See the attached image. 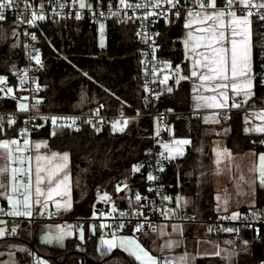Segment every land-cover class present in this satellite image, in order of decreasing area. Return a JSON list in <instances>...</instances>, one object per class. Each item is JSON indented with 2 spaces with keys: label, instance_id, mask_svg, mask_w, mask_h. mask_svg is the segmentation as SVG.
<instances>
[{
  "label": "trees",
  "instance_id": "1",
  "mask_svg": "<svg viewBox=\"0 0 264 264\" xmlns=\"http://www.w3.org/2000/svg\"><path fill=\"white\" fill-rule=\"evenodd\" d=\"M28 1L36 3L39 0ZM39 24L41 64L38 76L45 108L66 112H89L99 109L104 113L121 111L137 113L148 109L144 102L141 53L139 45L135 42L133 25L108 21L105 26L107 43L105 47H101L87 18L62 20L57 24L44 20ZM158 31V55L161 66L170 64L186 68L187 61L182 45L183 17L159 23ZM259 53L260 45L257 38L256 98L258 103L264 104V81L259 71ZM10 67L4 24L0 21V74L6 75ZM161 92L160 107L178 111L189 110L190 91L186 80L180 82L175 92L167 93L163 87ZM15 106V103L7 105L5 101H0V107ZM194 121V118L174 117L167 122H175L183 127ZM20 126L21 119L11 127L3 126L4 131L0 132V139L15 136ZM142 126V123L130 121L123 127V131L114 130L109 126L101 129L84 126L80 130L66 127L42 128L36 133L37 138L47 140L50 149L67 151L70 154L73 176L78 170H84L81 176L83 190L80 192L74 188L73 209L67 215H91L98 200L97 194L108 193L111 198L119 197L122 191H116L117 180L127 176L130 177L128 189L132 195L133 187H136L138 193L145 192V181L137 172L132 171L133 166L138 165L145 156L150 145L149 132L144 131ZM257 143V138L241 135L239 131H235L228 140V146L236 152L257 147ZM193 157V150L188 148L183 157L168 161L165 177L174 185L172 191L181 189L182 192L191 193L194 178H190L187 173ZM259 195L258 205L250 214H264V192L260 190ZM120 204L124 206L126 202L121 201ZM211 205V201L204 204L205 210L201 217L210 216ZM0 206L5 207L6 203L0 202ZM20 224L25 226L27 233L0 240V249H3L2 243L6 240L25 245V249L17 253L18 264H32L30 255L32 241L37 256L48 258L54 264H133L125 253H112L100 249L98 246L100 232L97 229L92 231L89 225L83 226L85 230L83 241L74 238L68 240L64 248H55L43 246L35 239L32 240L29 233L30 224L27 222ZM188 226L190 227L187 233H193L194 225ZM198 233L205 236L202 226H199ZM263 260L264 239L252 240L245 249L237 253L231 264H261ZM197 264L227 263L220 257L200 256Z\"/></svg>",
  "mask_w": 264,
  "mask_h": 264
},
{
  "label": "built area",
  "instance_id": "2",
  "mask_svg": "<svg viewBox=\"0 0 264 264\" xmlns=\"http://www.w3.org/2000/svg\"><path fill=\"white\" fill-rule=\"evenodd\" d=\"M19 7L13 6L11 8L3 9L6 19L5 22L8 32V58L11 62V67L6 75H1L7 78L5 84H0V88L12 87L13 93L5 95L0 92V101H5L7 105L9 103H15V107H0V116L4 117L3 126L8 125V120L14 118L17 121L21 119V126L18 128V133L11 137L20 141L18 145H11V150L14 156L19 157H32L31 169L33 173V157L35 152L36 133L42 128L55 129L60 127H66L73 130H80L84 126H91L95 129H101L105 127H112L113 123L120 121L118 127H125L124 121L127 123L135 121L143 124V130L149 132L150 145L146 151L145 156L139 161V164L144 165L138 175L145 181L146 190L141 193V201L137 205L128 204L124 206L115 207L116 211H112V205L109 201H98L95 205L93 214L89 216H59L55 208L45 209L39 215L34 212L31 217L27 216H8L6 213L9 211L7 206H0V226H4L8 231L14 228L16 225L27 222L30 224V231L32 234V240L34 239L35 224L37 222H65L77 224L80 226L93 225L100 233L112 235L114 232L121 230L120 224H124L123 229L134 228L137 223H144V229L139 232L142 239H147L152 232L158 231L159 225L162 223H180L195 226H202L205 231V238L209 241L224 244L236 248L237 250H243L247 247L252 240L264 239V214H244L240 215L238 219H230L231 216H208L201 217L195 214L172 209L168 200H164L163 197L169 196L170 191L174 188V185L166 180L165 173L169 159H164L167 156L163 146L160 143V137L156 133V125L165 124L169 119L174 117H188L195 118L196 114L190 110L178 111L168 107H160L159 100L162 95L160 87V73L161 62L158 55V24L161 22H169L176 18L172 15L171 11H168L167 21L162 17H150L149 20L142 19L146 11L151 9H125L119 7V0H100V4L94 9H80L78 3H73V0H39L36 3L28 1L32 5L30 9L25 12L24 0H18ZM89 3L94 6L97 4V0H88ZM143 2V0H128V3ZM254 4L264 2V0H252ZM111 3L112 12L119 11V16H112L109 14V4ZM43 4V13L45 20L57 24L64 19H77L76 14L80 13L81 18L89 19L92 24L98 25L102 23L104 27L108 21L115 22L117 24H130L133 25L135 42L139 45L141 59H142V76L144 87V102L148 109L145 112H118V113H104L99 109H94L89 112H66L60 110H52L45 108L43 98L41 96V89L39 84L38 71L40 65L35 63L32 57L38 55L40 57L39 50V38L38 27L39 23L44 20H36L34 23L29 24L27 21L31 20L32 11H40L39 6ZM60 4H64L63 8ZM183 8L181 10V16L183 21L186 22L185 14L188 10L196 11V2L191 0H182ZM168 6L161 8L160 11H165ZM232 10H236L233 7ZM254 17L259 20V34L258 40L260 45L259 53V71L264 81V20H260L259 16L264 14V9L252 8ZM25 13L21 16L20 13ZM104 12L105 15L101 16L99 13ZM128 17H132L129 19ZM96 30V32H97ZM16 35H13V33ZM140 33V35H137ZM147 34V36H145ZM35 36V39H32ZM150 37V38H149ZM155 48V52H153ZM21 77L25 78V83L21 85ZM38 87L39 90H36ZM16 97V98H13ZM22 97H28L27 100L18 99ZM39 101V104L36 102ZM19 103H26L29 105L27 112H21L18 109ZM35 105V107H33ZM264 107V105H263ZM224 119H231L232 114L230 111L220 112ZM31 117V119H29ZM51 117H58L57 125L51 123ZM73 120L75 123H73ZM27 121V123H25ZM91 121V123H89ZM63 125V126H61ZM68 125H71L69 127ZM113 128V127H112ZM22 129H27L26 136H21ZM27 138L29 145H24L23 140ZM26 148L24 152H17L16 148ZM159 162V163H158ZM12 167L27 169L29 162L25 160L24 164L19 162L11 165ZM162 167L164 170L158 171L157 169ZM158 177L155 181H148L147 175L149 173ZM27 181L26 175H20L15 182L17 186H22ZM122 182H130V177L121 178L117 180V184ZM153 189L148 191V189ZM19 189V187H18ZM23 190H18L14 193V196L18 200L23 199ZM146 198V199H145ZM21 210H24L21 208ZM128 213L126 216H120L119 213ZM143 213V215H140ZM167 213V216L164 214ZM191 218V219H190ZM104 225V227H101ZM155 228V231H153ZM209 228L212 231H209ZM224 228L238 229V231L226 232ZM247 242V243H245ZM32 264H42L41 258L37 256L32 241L31 251ZM161 260V259H160ZM162 261V260H161ZM264 264V260L261 262Z\"/></svg>",
  "mask_w": 264,
  "mask_h": 264
},
{
  "label": "crops",
  "instance_id": "3",
  "mask_svg": "<svg viewBox=\"0 0 264 264\" xmlns=\"http://www.w3.org/2000/svg\"><path fill=\"white\" fill-rule=\"evenodd\" d=\"M191 1L196 2V0H191ZM244 14H246V12ZM240 15L241 12L237 11V16ZM224 19H225V24L227 26L231 20V17L226 14ZM249 19H250V25L248 27H250V33H251L250 67L253 76V84H254L253 91L256 94L257 73H256L255 49H256V39L258 38V34H259V20L254 16H251ZM203 26L204 25H201L197 22L194 23L191 28H185V22H184L182 45L184 49L185 58L187 61L186 68L179 65L181 71L179 73H176L175 69L178 65L171 66V68H168L166 66L168 64H166L165 66H161L162 69L160 73L161 74L160 85L167 93L175 92L178 86L180 85L181 81L186 80L188 82L189 91H190L188 106H189V110L196 114V117L194 118L195 121L193 123H187L183 127L182 125H177L175 122H166L165 124L161 125L160 143L162 142V140H166V141L170 140L171 136H173V140L187 139L190 140L192 144L190 143L189 145H186L187 146L186 152L188 148H191L194 152V157H193L194 160L191 164V168L189 172L187 173L188 176H190V178H194V180L192 181V187L190 191L191 193L182 192L181 189L174 192L172 191L174 189L173 188L168 196L170 198L168 199L169 205L172 209H176V210L180 209L182 211H188L195 214L194 211L192 210V205L190 204L189 200H184V202L181 203V208L176 207L177 195L180 193L181 197L184 199H187L191 196L197 181L196 180L197 173L194 174L196 156L198 158L199 149L204 148L208 150L210 148L211 164H212L211 180L214 189L221 190L223 192L222 196L224 199L229 197L230 200H237L236 203L232 202L229 206L226 207L216 206L218 210L226 212V211H233L241 207L242 209L247 210L248 206H255L256 209L258 205V199L260 196L259 191L261 190L262 193L264 192V186H261L259 182V170H258L259 167L258 157L260 154H264V143L261 142L264 141V133H259L254 131L246 132L245 129L246 128L252 129L264 123L258 117L255 116V112L264 109L263 107L264 104L258 103L255 95L252 107H249V105H244L239 109L232 108L231 99L228 100V106L224 108L209 106L210 104H215L222 100V98L219 96V92L223 90L217 89L216 91H212L211 89L213 85L216 83L215 81H202L198 78V76L191 77V71L194 68L195 61L200 60L201 65H195V70L198 72V74L210 75L211 73H208L207 69L204 68L202 65L206 63V61L204 60V56H208L209 58L212 57L213 55L212 50L204 46L207 43V41L192 40L189 42L188 48L185 47V43H184V41L187 39V33L189 31L193 33L194 37L204 35L203 33L197 30ZM224 31L226 34V40L223 42V46L229 49L227 55L230 60L231 47H232L231 31L230 28L228 27H226ZM235 39L239 41L241 37L237 36L235 37ZM197 44H199L200 46L197 47ZM214 47H216V45H214ZM165 76L169 77L166 82H164ZM180 76L189 77V78L179 79ZM178 79H179V83H177ZM169 89H171V91H169ZM228 95L229 97H232L233 95L230 89L228 90ZM213 96L217 98L216 101H212L210 99ZM240 98L241 97H236L237 101ZM222 110L230 111L232 114L231 119H224L220 113L222 112ZM246 120L248 121V123L245 122ZM235 131H239V133L244 136L257 138L258 139L257 147L246 149L244 151H237V152L231 150L230 147L228 146V140L229 137ZM5 139L11 140L14 138L8 137ZM204 141H210V143H208L209 147L201 145V143ZM35 144H41V147L39 149H36V152H34V157H33V186L31 189V193L33 197V206L31 208L32 214L34 212L36 215H39L45 209L55 208L59 216L67 215L68 212L72 211L74 205L73 183H72L73 174L71 171L70 154L67 151H58L54 149H49L47 140L44 138H38ZM192 145H194L195 147ZM51 153H58V154L68 153L69 159L67 161V167L64 169L62 173L59 174V176L62 175L63 177V175L66 173L68 179L64 181V185L61 186L62 195L56 196L55 193H53V199L47 200L48 185L46 178L45 183L41 185V188L44 190L45 194L39 197V199L41 200V204L36 205L34 203L36 199L35 168L37 166V161L35 160V157L37 155L41 157H49ZM228 153H230L231 155L229 156ZM178 158L181 157H177L176 159ZM3 162L5 164V161ZM39 165L46 169V172L41 173V175H45V176L47 174V170L51 169L54 166V165H49L47 159L40 160ZM59 176H57L55 180ZM65 185L67 187H65ZM19 189L20 190L23 189L24 191L23 186L22 188ZM65 192L67 193L66 195H64ZM127 193H129V195L132 196L130 189L128 188L124 189L121 192L120 196L125 195ZM9 194L14 196V193L11 191V186L7 187V195ZM102 194L103 195L107 194V196L111 197V195H109L108 193H102ZM216 200H217L216 197H214V205L219 202V200L217 201ZM45 201H47L46 207L44 203ZM57 201H59L62 205V207L59 209H57L56 207ZM65 201L71 204V207L68 210H65L63 207ZM98 201L101 200H97V202ZM121 201H125L126 205L128 204L137 205L138 203L137 201L134 202V199L133 202L131 201L128 202L127 199H120V197H117L116 207L121 206L120 204ZM1 202L6 203V206L9 208V211L12 210L8 200H3ZM203 208L204 206H202V211H201L202 215L204 213ZM94 210H95V206H94ZM176 225L180 226V229H182V231L180 230L173 231V226ZM189 227L190 226H188V224L162 223L159 225L158 231L152 232L150 236L145 240L140 237L139 232L133 233V228L121 229L117 233L122 234V237H128V235L135 234L136 236H138V238H140L143 246L147 250H149L150 254L154 257L160 258L162 261H168L170 262V264H197V260L200 257L196 253L198 252L197 250L198 243H200L201 240L206 238L204 235L202 236L199 235L198 233L199 226H195V225H194L195 228L194 232L188 234L187 231ZM2 228H4V226H2ZM14 228H16L15 235H6L0 240L5 239L6 237H10V236L13 237L18 234L22 235L23 233L24 234L27 233L25 226H20V227L18 226ZM29 233L30 236L32 237L31 231ZM68 233L71 234L69 235ZM81 233L83 234V239H81ZM58 234H62L64 236L62 241H57L55 239V237ZM45 236L52 237V242L51 243L44 242L43 237ZM74 238L78 239L79 241H83L85 239V230L83 226L72 223H65V222H37L35 224L34 239L43 246L64 248L66 246L67 241ZM169 240L177 243L171 248H165L164 244ZM138 242L140 243V241ZM116 245L117 246L112 248L111 250L107 248H103V250L112 253L115 252L125 253L131 259L133 264H140L139 261H136L134 257L130 256L129 252L125 250L126 248L135 250V246L131 243V241L126 240L123 242V244H121V241L118 239L116 240ZM2 248L3 249H0V253H2V255H0V264H18L17 253L18 251H23L25 249V245L23 243H17L6 240L2 243ZM42 259L43 258H41V260ZM46 261L50 262L51 264H54L48 258H46Z\"/></svg>",
  "mask_w": 264,
  "mask_h": 264
},
{
  "label": "snow or ice",
  "instance_id": "4",
  "mask_svg": "<svg viewBox=\"0 0 264 264\" xmlns=\"http://www.w3.org/2000/svg\"><path fill=\"white\" fill-rule=\"evenodd\" d=\"M73 3H78V6L80 9H89L92 10L94 7L99 6L100 0H97V4L94 6L93 4L89 3L88 0H73ZM25 4V12H27L28 9L32 7L30 3H28V0H24ZM13 6L19 7L18 0H0V21H4L6 19V16L4 14L3 9L5 8H11ZM65 5L60 4V7L63 8ZM165 6H168V8L165 11H160L161 8H164ZM119 7L125 8V9H151L145 12L142 19L149 20L150 17H162L166 21L168 19V11L172 12V15H174L176 18H180L181 16V10L183 8L182 0H143V2H137V3H128V0H119ZM233 7H235L236 11H233ZM40 11H32L31 12V20L22 21L27 22L29 24L34 23L36 20H45V15L43 13V4L39 6ZM112 5L109 4V14L112 16H119V11L112 12L111 11ZM196 8L198 10H188L185 14V28H191L194 23H199L201 25H204L203 27H200L197 29L199 32L203 33L204 35L194 37L193 33L189 31L187 33V39L184 41L185 47L188 48L189 42L192 40L197 41H207V43L204 45L206 48H209L212 50V57L209 58L208 56H204V60L206 63H204L202 66L207 69L209 74H198V72L195 70V65H201L200 60L195 61V65L193 70L191 71V77H197L202 81H215L216 83L212 87V91H216L217 89H222L223 91L219 92V96L222 98L221 101L210 104L211 107H219L224 108L228 106V100L231 99V107L232 108H241L244 105H249V107L253 106V101L255 97V92L253 91L254 84H253V76L252 71L250 67V59H251V47H250V17L254 15V13L251 11L252 8H258V9H264V2L259 4H254L252 0H196ZM237 11L241 12L240 16H237ZM246 12V14H244ZM25 13H20L21 16H24ZM101 16H104V12L99 13ZM226 14L231 17V20L229 24L226 26L225 24V16ZM76 18L80 19V13L76 14ZM129 19H132V17H128ZM260 20H264V14H261L259 16ZM211 22V23H210ZM228 27L231 31V55L230 60L228 58L227 53L229 52V49L223 46V42L226 40V34L224 29ZM101 32H103L104 25H100ZM13 35H16L14 32ZM137 35H140V33H137ZM156 35H159L157 33ZM147 36V34H145ZM241 37V39L238 41L235 39V37ZM35 36H32V39H35ZM150 38V37H149ZM216 45V47H214ZM101 46L103 47V40H101ZM200 45L197 44V47ZM153 52H155V48H153ZM32 59L35 60V63L37 65L41 64L40 57L38 55L32 57ZM168 68H171V65H166ZM181 71L180 66L178 65L175 69L176 73H179ZM169 77L165 76L164 82L167 81ZM189 77L180 76L179 79H188ZM179 79L177 80V83H179ZM7 81V78L4 76H0V84H5ZM21 85L25 83V78L21 77L20 80ZM231 90L232 97H229L228 90ZM36 90H39L38 87ZM12 87L7 88H0V92L5 93V95L12 94L13 93ZM171 91V89H169ZM236 97H241L238 101ZM16 98V97H13ZM18 99L27 100L28 97H22ZM212 101H216V97L213 96L210 98ZM39 104V101L36 102ZM35 107V105H33ZM18 109L21 112H27L29 110V105L26 103H19ZM255 116L258 117L262 122H264V109L255 112ZM31 119V117L29 118ZM45 119H51V123L55 126L57 125L58 117H51V118H45ZM3 121L4 117L0 116V132L4 131L3 127ZM207 122V120H206ZM218 122V121H217ZM248 123V121H245ZM16 123V120L14 118L8 120V126L11 127ZM27 123V121H25ZM73 123L75 121L73 120ZM91 123V121H89ZM120 124V121H116L113 123L112 127L114 130L123 131V127H118ZM124 125H127V121H124ZM63 126V125H61ZM71 127V125H68ZM245 131H254L259 133H264V123H262L260 126H257L252 129L246 128ZM27 129H22L20 132L21 136H26ZM53 135H55V132H53ZM157 135H159V132H157ZM264 143V141H261ZM20 143L17 139H11V140H0V149H4L3 153H0V160L5 161V164L3 167H0V188H7L11 186V191L13 193H16L19 189L16 185V181L18 180L20 175H26L27 181L22 185L24 188V194L23 199L21 200H13L12 196H7V200L9 202V205L11 206V211H8L6 215L8 216H32L31 208L33 206V197L31 193V189L33 186V173L31 169V160L32 157H19L14 156L11 145H18ZM173 144L182 146V145H189L191 143L190 140L187 139H178L173 140ZM24 145H29V140L25 138L23 140ZM46 146V145H45ZM41 147V144H35V148L39 149ZM163 147L165 150L169 153V155L164 156L163 153H161V156L164 157V159H174L176 155H183V149L181 147L172 148L169 144H164ZM26 148H16L17 152H24L26 151ZM175 154V155H174ZM230 156L231 154L228 153ZM47 159L49 165H54L51 169L47 170V174L41 175V173L46 172V169L41 167L39 165L40 160ZM69 159L68 153L58 154V153H51L49 157H41L37 155L35 157V160L37 161V166L35 168V196L36 199L34 203L36 205L41 204V200L39 197L43 196L45 194L44 190L41 188V185L45 183V179L47 178V200L53 199V193H55L56 196H61V186L64 185V181L68 179L67 174L65 173L61 179L58 181L55 180L57 176H59L60 173L64 171V169L67 167V161ZM25 160L29 162V167L27 169H21L16 167H11L12 164L19 162L20 164H24ZM259 160V182L261 186H264V154H260L258 157ZM159 163V162H158ZM144 165H134L132 168V171L140 172L141 168H143ZM158 171H163L164 169L162 167L157 169ZM7 182H6V180ZM158 177L156 175H153L151 172L147 175L148 181H155ZM54 185V186H53ZM65 187H67L65 185ZM128 188L127 183L122 182L121 184L116 185V191L121 192L124 189ZM153 189L149 188L148 191H152ZM67 193L65 192L64 195ZM101 199L110 200L111 197L107 196L105 194ZM142 197L139 193L135 194V200L137 202L141 201ZM146 199V198H145ZM164 200L170 199L169 197L165 196L163 197ZM182 197L177 198V204L179 205V202L182 200ZM220 197H217V200H219ZM45 207L47 206V201L44 202ZM227 203V201H225ZM57 209L61 208L62 205L59 201L56 202ZM65 210H68L71 207V204L65 201V204L63 205ZM23 208L24 210H21ZM0 211H3L0 209ZM113 212L116 211L115 207L112 209ZM167 216V213H164ZM120 216H126L128 213L121 212L119 213ZM140 215H143V213H140ZM230 219H238L239 214L238 213H232ZM191 219V218H190ZM0 223H5L4 221H0ZM124 224H120L119 228L123 229ZM101 227H104V225H101ZM145 225L144 223H137V225L133 228V233L141 232L144 229ZM94 230V229H93ZM180 229V226L176 225L173 226V231H177ZM226 232H233L238 231V229L233 228H224L223 229ZM62 231V230H61ZM153 231H155V228H153ZM209 231H212L211 228H209ZM16 234V228H12L10 232L5 228H0V238L5 237L6 235H15ZM69 235L71 233H68ZM64 236L62 234H58L55 239L57 241H62ZM81 239H83V234L81 233ZM114 238L113 240H106L103 243L107 245L108 249L111 250L112 248L116 247V242ZM121 241V244H123L124 241L128 240L131 241V243L135 246V250L126 248L125 250L129 252V255L134 257L136 261H139L140 264H170L168 261H161L160 258L154 257L150 254L149 250H147L141 243L137 241V239L133 237H119L118 238ZM43 241L46 243L52 242V237L45 236L43 237ZM177 242L174 241H167L164 244L165 248H171L173 247ZM247 243V242H245ZM23 250V249H22ZM2 255V253H0ZM214 255L219 256L220 252L217 251L214 253ZM184 259V258H182Z\"/></svg>",
  "mask_w": 264,
  "mask_h": 264
},
{
  "label": "rangeland",
  "instance_id": "5",
  "mask_svg": "<svg viewBox=\"0 0 264 264\" xmlns=\"http://www.w3.org/2000/svg\"><path fill=\"white\" fill-rule=\"evenodd\" d=\"M64 20H68V19H64ZM3 24H4L5 39L8 40L7 26L5 25L6 24L5 22H3ZM101 24L102 23H100L98 25V30L96 32V39H97V42H98L99 46H101V40H103V47H105V45L107 43V34H106L105 27L103 29V32H101V29H100V25ZM160 131H161V126L160 125H156V133L159 132V135H158L159 137H160ZM37 139H36V141H37ZM0 140H5V139H0ZM172 140H173V136H171V139L168 140V141L162 140V142H161L162 146L167 143L172 148L181 147L183 149V155H184L185 152H186V147L187 146L186 145H182V146L175 145V144L171 143ZM208 143H210V141H204V142L201 143V145L209 147ZM192 146H194V145H192ZM164 150H165V148H164ZM205 150L206 149H204V148L199 149L198 158L196 156V159H195L194 174L197 173L198 178H197V175H196V180L197 181H196V184L194 186L193 193L191 194V196L189 198H187V199L183 198L179 202V205L176 202V207L181 208V203L184 202V200H189L190 204L192 205V210L194 211L196 216H201L202 215L201 214L202 206H204L205 203H208L210 201H211V204H212L211 207H210V209H211L210 216H215V215H218V216L219 215H221V216H231L232 213H238L239 216H240V215H244V214H250L252 211H254L255 206H248L247 210L242 209V207L241 208H237L236 210H233V211H226V212L218 210L217 207H219V206H223V207L229 206L232 202L236 203L237 200H230L229 197L224 199L223 196H222L223 192L221 190L214 189L213 183H212V180H211V173H212V169H211L212 168V164H211V149L209 148L208 150H206V151ZM3 152H4V149H0V153H3ZM35 152H36V148H35ZM165 152L167 153V155H169V153L166 150H165ZM196 153H197V150H196ZM183 155H176L175 159L177 157H182ZM3 166H4L3 160H0V167H3ZM258 166H259V164H258ZM258 170H259V167H258ZM83 172H84V170H78L76 175L72 176V178H73V182H72L73 183V190L75 188L78 191L82 192V190H83V182H82V177L81 176H82ZM61 178H62V175H60L56 180L58 181ZM19 188H22V186H19ZM135 188L136 187H133V195L132 196H130L129 193H127L125 195L119 196L120 199H127L128 202H130V201L133 202V199H134V202H135L136 201L135 200V194L138 193V191H136ZM104 195L103 194L102 195L101 194H97V199L98 200H105V199H101V197H103ZM7 196H12L11 194L7 195V188H0V202L3 201V200H7V198H6ZM12 197H13L14 201L18 200L17 197H14V196H12ZM178 197H181L180 193L177 195V198ZM214 197H216V199H217V197H221L219 202L216 203L215 205H214ZM212 200H213V202H212ZM106 201H109L111 203L112 209H113V207H116V198H113L111 200H106ZM225 201H227V203H225ZM203 210H205V207L203 208ZM206 211H207V208H206ZM2 225L0 226V228H2ZM20 226H22V225L20 224L19 227ZM89 226H90V229L92 231H93V229H94V231H96L95 226H93L91 224ZM133 236L137 239V241H140V243L142 244V241L140 240V238H138V236H136L135 234L128 235V237H133ZM119 237H122V234H119L117 232H114L111 236L108 235V234L100 233L99 236H98L99 248L100 249H103V248H107L108 249L107 245L103 244V242L106 241V240H113L114 238H116L115 239V242H116V240H118ZM197 250H198V252H196V253H197L198 256L220 257V258L225 259L227 264H231L233 259L237 255V253L240 251V250H237L234 247L227 246V245H224V244H219V243H216V242H212V241H209L208 239L201 240L200 243H198V249ZM217 251L220 252L219 256L214 255V253H216ZM42 260H41L42 264H51L50 262L46 261V258H43Z\"/></svg>",
  "mask_w": 264,
  "mask_h": 264
},
{
  "label": "water",
  "instance_id": "6",
  "mask_svg": "<svg viewBox=\"0 0 264 264\" xmlns=\"http://www.w3.org/2000/svg\"><path fill=\"white\" fill-rule=\"evenodd\" d=\"M91 28H92L93 33H96L97 25L95 23L92 24Z\"/></svg>",
  "mask_w": 264,
  "mask_h": 264
},
{
  "label": "bare ground",
  "instance_id": "7",
  "mask_svg": "<svg viewBox=\"0 0 264 264\" xmlns=\"http://www.w3.org/2000/svg\"><path fill=\"white\" fill-rule=\"evenodd\" d=\"M8 63V62H7Z\"/></svg>",
  "mask_w": 264,
  "mask_h": 264
}]
</instances>
